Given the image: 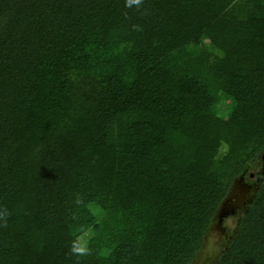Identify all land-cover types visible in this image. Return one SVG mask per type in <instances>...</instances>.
Here are the masks:
<instances>
[{
  "label": "trees",
  "instance_id": "16d2710c",
  "mask_svg": "<svg viewBox=\"0 0 264 264\" xmlns=\"http://www.w3.org/2000/svg\"><path fill=\"white\" fill-rule=\"evenodd\" d=\"M264 0H0V264H264Z\"/></svg>",
  "mask_w": 264,
  "mask_h": 264
},
{
  "label": "rangeland",
  "instance_id": "374dc122",
  "mask_svg": "<svg viewBox=\"0 0 264 264\" xmlns=\"http://www.w3.org/2000/svg\"><path fill=\"white\" fill-rule=\"evenodd\" d=\"M258 172H260L259 169L250 168L248 170L247 177H246L248 183H250V182L252 183L254 180L256 181L255 178H256V175L258 174ZM252 174H254L253 177H251ZM238 180L239 179H237V181ZM260 180H262V179H260ZM233 185L236 186L235 187L236 190H235V192H233V191L232 192L230 191V192L232 194H235V197H238L239 195H241V194H239V192H241L240 185H239V183L236 184L235 182ZM228 199L236 200L235 198H232V197H228ZM229 208H230L229 210H227V211L225 210V212L227 213V216L223 219L222 224L219 227L220 230H219V228H217L215 226L213 230L209 231V234L207 235L206 243H205L204 247L202 248V250L198 253L193 264H213L214 261L216 260V258L218 257L221 249H222L221 246H222L223 242H221V241L223 240L225 235H227V237H231L235 234L236 229H237L238 220L240 219L244 210L237 212V210L235 209V212H233L234 210L230 206H229ZM215 222H216V224H218L217 220Z\"/></svg>",
  "mask_w": 264,
  "mask_h": 264
},
{
  "label": "flooded vegetation",
  "instance_id": "af4514ba",
  "mask_svg": "<svg viewBox=\"0 0 264 264\" xmlns=\"http://www.w3.org/2000/svg\"><path fill=\"white\" fill-rule=\"evenodd\" d=\"M262 165L264 166V161L262 163ZM254 174H252L251 177H253ZM256 181L254 180L252 183H248L247 179H246V173L243 174V176H241L239 178V185L241 188V192H239L238 197H235V194L231 193V197L235 198L236 200H230L228 199L227 202L225 200V202L222 204V209L223 210H229V206L234 210H232L233 212H235V209L237 210V212L239 211H243L245 210L248 205L252 202V199L254 197V194L256 192L257 186L260 182V178L256 177L255 178ZM236 190V189H235ZM235 190L233 189L232 191L235 192ZM238 190V189H237ZM245 190V191H244ZM231 191V192H232ZM230 197V196H229ZM229 239V237H227V235H225V237L223 238V240L221 242H223L222 246L225 245L226 241ZM221 246V247H222ZM215 260V259H214ZM211 262V261H210Z\"/></svg>",
  "mask_w": 264,
  "mask_h": 264
},
{
  "label": "water",
  "instance_id": "95a60500",
  "mask_svg": "<svg viewBox=\"0 0 264 264\" xmlns=\"http://www.w3.org/2000/svg\"><path fill=\"white\" fill-rule=\"evenodd\" d=\"M263 160H264V156H263ZM239 181H235V183L237 184ZM236 186H232V188H231V191L234 189H236L235 188ZM245 191V190H244ZM231 197V192L229 193V195H228V197ZM228 197L226 198L227 200H228ZM226 200V201H227ZM227 216V213L225 212V210H223L222 208H220V210H219V212H218V214H217V217L215 218V220L214 221H216L217 220V223L218 224H216V222L214 223V225L210 228V230H213L214 229V227L216 226L217 228H219L220 226H221V224H222V221H223V219L225 218ZM219 230H220V228H219ZM229 238H233L232 236L231 237H229ZM206 240H207V236H206Z\"/></svg>",
  "mask_w": 264,
  "mask_h": 264
}]
</instances>
